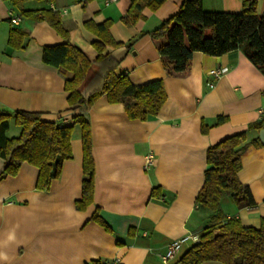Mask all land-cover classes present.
<instances>
[{"label":"crops","instance_id":"1","mask_svg":"<svg viewBox=\"0 0 264 264\" xmlns=\"http://www.w3.org/2000/svg\"><path fill=\"white\" fill-rule=\"evenodd\" d=\"M182 1L166 0L155 11L144 8L133 24L123 19L130 0L108 6L104 0L23 4L25 10L58 12L69 43L90 62L97 56L92 45L97 38L84 23L110 20L109 33L122 45L107 47L104 53L118 62L116 73L139 87L161 80L167 100L145 121L128 119L123 104H110L104 96L89 109L95 182L93 204L84 211L75 208L81 197L83 157L78 128L70 141L72 159L62 164L48 190L35 188L38 171L26 163L15 176L0 180V254L7 257L0 264H174L193 244H185L174 260L164 262L169 244L198 234L209 223L212 212L195 202L204 182L206 151L261 119L264 75L237 49L220 57L195 52L185 73L167 77L149 33ZM202 5L207 11L239 13L242 0H202ZM257 13L264 14V0H257ZM12 17L18 18L17 24L11 23ZM13 29L26 34L18 50L7 43ZM61 43L47 23L24 19L11 0H0V113L33 112L47 122L72 123L64 78L41 59L43 47ZM219 68L226 70L220 77L208 74ZM218 117L226 121L214 126ZM203 124L209 126L206 133L201 132ZM10 128L15 135L20 132L13 119ZM260 131L246 132V142L256 140L260 146L242 154L237 174L254 206L240 209L226 197L219 206L222 219L235 217L254 229L264 218ZM7 132L8 138L14 137ZM2 165L0 158V169ZM153 189H158L157 196H151ZM95 212L110 231L93 221Z\"/></svg>","mask_w":264,"mask_h":264},{"label":"trees","instance_id":"2","mask_svg":"<svg viewBox=\"0 0 264 264\" xmlns=\"http://www.w3.org/2000/svg\"><path fill=\"white\" fill-rule=\"evenodd\" d=\"M19 9L20 16L27 20L47 23L62 39L63 43L45 46L42 49L43 63L58 70L64 78V89L68 94L69 112L72 123L47 122L39 113L15 111L0 113V180L15 176L21 165L26 163L37 169L35 188L49 189L58 178L62 164L72 159L71 137L74 128L80 131L82 145L81 197L75 203L78 211H84L93 204L95 163L92 155L91 126L88 111L100 98L106 97L110 104H123L130 120L145 121L156 116L167 97L161 80L143 86H134L124 75L116 73L118 62L104 51L116 48L109 33L111 21L100 24L85 22V28L97 38L93 48L97 56L93 62L75 46L69 43V35L58 12L52 9L25 10L23 4L29 1L53 0H11ZM166 0H130L124 22L133 24L142 16V10H157ZM159 53L167 77L185 73L193 54L199 52L210 57H220L240 49L249 62L264 75V14L257 13V0H242L239 13L207 11L202 0H183L178 10L155 30L149 33ZM25 32L13 29L7 43L15 50L21 49ZM131 43L127 44L130 47ZM20 128L18 136L8 138L10 120ZM226 121L218 117L214 126ZM264 129V111L260 120L250 123L247 129L225 137L206 151L204 182L196 197V205L212 212L209 223L198 233L194 243L174 264H264V218L258 228L243 226L231 217L222 219L220 203L228 198L238 208L254 206L248 187L243 186L237 176L241 169V156L250 147L260 146L258 141L246 142V132ZM209 126L203 124L201 132ZM158 189L151 196H157ZM93 221L105 230L110 229L98 216ZM92 264H101L93 262Z\"/></svg>","mask_w":264,"mask_h":264},{"label":"built area","instance_id":"3","mask_svg":"<svg viewBox=\"0 0 264 264\" xmlns=\"http://www.w3.org/2000/svg\"><path fill=\"white\" fill-rule=\"evenodd\" d=\"M117 0H104V5L105 6H108L109 4L111 3H114L116 2ZM11 23L12 24H17L18 23V18L17 17H12L10 19ZM226 72L225 68H219V69H214V70H211L208 72V74L214 78H218L220 77L222 74H224ZM211 86V85H210ZM152 161V158L151 156H148L147 157V164H150ZM199 240V235L198 234H187V235H184L178 239H175L173 240L165 254L162 256V260L164 262H168V261H171V260H174V258L176 257V255L181 251L182 247L191 242L192 244L198 242Z\"/></svg>","mask_w":264,"mask_h":264},{"label":"rangeland","instance_id":"4","mask_svg":"<svg viewBox=\"0 0 264 264\" xmlns=\"http://www.w3.org/2000/svg\"><path fill=\"white\" fill-rule=\"evenodd\" d=\"M13 132V133H12ZM7 134H8V136L9 137H12V136H14V137H16L17 135H15L16 133H15V131L13 130V128H10V130L7 132Z\"/></svg>","mask_w":264,"mask_h":264},{"label":"water","instance_id":"5","mask_svg":"<svg viewBox=\"0 0 264 264\" xmlns=\"http://www.w3.org/2000/svg\"><path fill=\"white\" fill-rule=\"evenodd\" d=\"M259 139H260V141H261L262 143H264V130H261V131L259 132Z\"/></svg>","mask_w":264,"mask_h":264},{"label":"clouds","instance_id":"6","mask_svg":"<svg viewBox=\"0 0 264 264\" xmlns=\"http://www.w3.org/2000/svg\"><path fill=\"white\" fill-rule=\"evenodd\" d=\"M0 259H7V257L0 254Z\"/></svg>","mask_w":264,"mask_h":264}]
</instances>
